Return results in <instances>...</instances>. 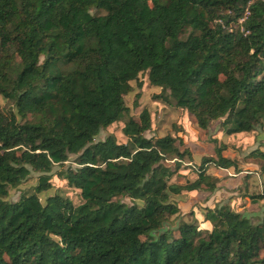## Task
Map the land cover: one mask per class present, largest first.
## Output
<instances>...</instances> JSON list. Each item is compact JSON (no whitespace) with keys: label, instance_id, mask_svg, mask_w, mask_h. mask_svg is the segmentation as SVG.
Returning <instances> with one entry per match:
<instances>
[{"label":"trees","instance_id":"obj_1","mask_svg":"<svg viewBox=\"0 0 264 264\" xmlns=\"http://www.w3.org/2000/svg\"><path fill=\"white\" fill-rule=\"evenodd\" d=\"M144 72L200 128H264V0H0V264H264V219L221 204L210 226L168 225L174 196L216 188L209 163L237 162L218 150L172 181L190 152L125 102ZM116 121L125 142L95 141ZM71 155L57 175L80 202L42 201ZM250 156L264 176V149ZM31 171L34 190L6 199Z\"/></svg>","mask_w":264,"mask_h":264},{"label":"rangeland","instance_id":"obj_2","mask_svg":"<svg viewBox=\"0 0 264 264\" xmlns=\"http://www.w3.org/2000/svg\"><path fill=\"white\" fill-rule=\"evenodd\" d=\"M95 12V9L92 10V13ZM139 83H141L140 86ZM131 86V91L125 96L130 114L137 118L143 108H147L150 112L151 125L145 135L147 137L165 134L175 136L180 150L187 149L191 154V158L185 156L182 166L171 177L172 181L184 183L186 180H194L196 169L193 166L198 167L203 156L216 157L218 150L223 156L237 162V170L224 169L209 163L206 171L216 178V188L213 191L203 189L183 191L174 196L180 209L168 225L175 226L179 219H183L197 221L202 226H210V221L205 219V214L209 209L221 204H227L231 209L243 213L252 220L264 219V197L253 203L249 196L264 192V176H261L259 172V161L250 156L251 150L264 149V128L257 126L249 130L228 132L225 130L226 125H221V121L217 120L203 129L197 125L195 117L188 110L176 107L172 103H165L161 97V88L150 84L145 72L139 74L137 80L131 81ZM0 103L4 105L6 102L0 97ZM122 127V121L112 123L100 130L95 141L112 134L118 142H125L126 137L122 133ZM73 158L74 155H71L64 166L55 165L51 169L50 187L38 193L42 201L47 196L58 192L74 203L80 202L79 191L68 186L66 180L57 175L63 167L76 166ZM39 174V172L31 171L17 187L9 190L6 199L15 200L22 192H32L38 182Z\"/></svg>","mask_w":264,"mask_h":264},{"label":"built area","instance_id":"obj_3","mask_svg":"<svg viewBox=\"0 0 264 264\" xmlns=\"http://www.w3.org/2000/svg\"><path fill=\"white\" fill-rule=\"evenodd\" d=\"M241 21H242V19L239 20V22H241Z\"/></svg>","mask_w":264,"mask_h":264}]
</instances>
